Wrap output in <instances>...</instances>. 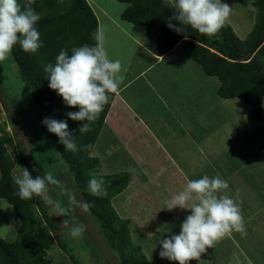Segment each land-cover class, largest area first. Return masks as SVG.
Wrapping results in <instances>:
<instances>
[{
    "label": "rangeland",
    "instance_id": "374dc122",
    "mask_svg": "<svg viewBox=\"0 0 264 264\" xmlns=\"http://www.w3.org/2000/svg\"><path fill=\"white\" fill-rule=\"evenodd\" d=\"M255 1L223 0L232 8L227 23L242 40L248 37L256 23L257 11L252 4ZM89 4L103 25L102 45L108 57L121 61L126 71L122 73L124 77L128 73V79L121 82L123 85L140 71L142 66L139 65L153 62L145 50H153L155 53L156 37L150 35L144 27H134L126 22L129 27L135 28L134 33L132 29L130 32L136 38L142 35L141 49L119 32L113 34L111 27L114 26L102 15V10L106 9L119 21V13L122 15L128 9L125 10L128 4L120 0H89ZM181 45L179 53L173 55L171 61L154 67L147 77L138 79L123 94L129 97V105L139 113L142 121L150 125L156 140L143 134L133 142L123 143V137L117 136L116 132L111 133V127L106 128L109 123L106 124L92 151V156L99 159V172L95 176L131 175L129 187L114 198L112 204L121 218L130 220L128 229L131 242L141 250L148 264H177L160 257L162 246L159 243L163 238L179 234L180 224L190 211L179 208L169 210L167 202L173 195L184 190L189 180L204 175H219L229 181L230 190L226 194L239 204L246 225V235L236 232L235 236L249 255H252L253 247L259 248L258 254L264 248V123L255 119L250 105L239 99L220 98L217 94L219 79L207 76L194 61H190V65L186 63L189 54L184 44ZM0 84L7 90L11 109L12 105L19 109L16 119L19 117L22 124L18 126V139L24 142L25 147L22 149L26 151H23L25 155L28 153L26 160L36 165L38 176L44 174L40 170L42 168L60 181L58 185L48 186L47 197L51 203L43 198L40 208L56 228V246L47 253L43 264H74L72 256L80 264H120L116 253L111 252L106 245L95 218L88 211L73 207L68 217L56 215L57 203L67 208L73 197L79 202L84 200L81 190L70 184L69 168L58 153L51 134L42 124L43 119L37 113L31 87L19 77L11 54L0 62ZM111 112L117 116L114 122H118L119 126L121 122L126 125L135 121L119 101ZM0 123L6 125L8 134L13 135L5 113L0 116ZM23 123L34 130L35 134L28 133V128L21 126ZM123 131L133 137L128 130ZM157 143L166 151L158 149ZM7 148L16 162L14 176L19 175L26 167L20 160L15 140ZM167 152L177 156L178 167L186 174L178 173L173 167V159L165 157ZM2 201L0 238L13 242L17 238L20 221L14 207ZM34 207L44 226L39 208L36 205ZM65 220H69L70 224L64 225ZM72 224L83 225L84 232L78 237H72ZM59 240L68 243V251L62 249ZM231 240L225 236L215 242L213 248H209L210 259L205 260L207 256L203 254L200 264H229L234 261L231 255L239 252L233 248ZM250 243L252 246L248 245ZM190 264L198 262L193 260Z\"/></svg>",
    "mask_w": 264,
    "mask_h": 264
},
{
    "label": "trees",
    "instance_id": "16d2710c",
    "mask_svg": "<svg viewBox=\"0 0 264 264\" xmlns=\"http://www.w3.org/2000/svg\"><path fill=\"white\" fill-rule=\"evenodd\" d=\"M120 2L132 5L122 14L123 21L145 27L150 35L156 37L158 56H165L184 43L190 58L203 72L219 79L218 96L225 100L239 99L250 105L255 119L264 123V0L252 3L257 11V20L245 40L236 35L229 23L213 36L200 34L190 27H187L188 32L177 33L167 26L168 18L175 10L164 6L161 0ZM19 3L23 8L27 0H19ZM31 7L42 17L37 27L43 47L35 54L23 51L18 45L13 48L10 54L19 77L31 87L37 113L43 120L47 117L67 120L69 131L75 136L76 152L66 151L65 146L59 143V138L48 132L69 168L70 184L80 189L84 202L89 203L87 211L98 223L110 251L116 253L120 264H148L141 250L131 242L128 229L130 220L121 218L112 204V200L129 187L131 175L122 173L103 176L108 193L106 197L93 196L87 190L88 181L99 172V159L92 156V151L105 127L116 93L110 94L109 103L91 123L90 131L80 134L79 129L84 121H73L66 115L68 112L79 111V107L71 108L65 104L63 98L49 87L46 79L48 74L44 71L46 65L55 64L60 50L67 49L71 54L74 47L96 45V34L100 35L99 20L88 0H34ZM171 23L179 26L175 20ZM6 93V88L0 84V116L5 113L13 131V135L8 134L6 125L0 123V199L14 207L20 226L15 241L8 242L0 238V264H43L47 253L56 246V228L48 221L46 214L41 212L43 197L33 196L32 199L23 200L16 194L17 188L13 183L16 162L7 148L12 140H15L20 160L30 174L35 178L38 172L36 165L26 160L28 153H23L24 142L18 139V126L22 123L19 117L16 119L19 109L16 105H12L11 109ZM21 126L28 128V133L35 134L25 123ZM40 170L47 173L42 168ZM34 204L39 208L44 226ZM59 242L62 249L68 251V243ZM72 257L74 264H80L75 256Z\"/></svg>",
    "mask_w": 264,
    "mask_h": 264
},
{
    "label": "clouds",
    "instance_id": "9594fccd",
    "mask_svg": "<svg viewBox=\"0 0 264 264\" xmlns=\"http://www.w3.org/2000/svg\"><path fill=\"white\" fill-rule=\"evenodd\" d=\"M27 0L21 7L19 0H0V62H3L15 46L23 51L35 54L43 47L41 33L37 22L42 19ZM161 3L174 9L168 18L167 26L177 32L185 33L187 27L198 33L213 36L228 22L232 8L223 0H161ZM125 6V10L131 7ZM177 21L179 26L171 21ZM96 45L84 44L71 49L60 50L55 64H48L44 71L48 74L49 87L61 96L68 107H79V111L68 112L66 115L73 121H84L80 134L90 131V125L109 103L110 94L117 93L124 69L119 59H110L105 49L99 44L100 35L96 34ZM47 130L59 138V143L66 151L76 152L75 136L69 131L67 120H56L47 117L42 121ZM20 199L28 200L33 196H41L48 203L49 185H58L60 181L51 173L33 177L27 168L21 174L13 177ZM105 179L95 176L88 181L87 190L93 196L106 197ZM230 190L227 179L219 175L189 180L184 190L175 194L167 202V209L179 208L189 210L180 224L179 234L163 238L159 245L160 257L177 264H190L195 260L200 264L201 257L213 248L215 242L233 232L246 235V225L241 208L237 201L226 194ZM197 201L193 203V201ZM4 202L0 200V205ZM2 207V206H0ZM73 207L87 211L88 202H79L73 197L69 207L55 205L57 216H69ZM70 221L65 220L64 225ZM83 225L72 224L70 234L78 237L84 232Z\"/></svg>",
    "mask_w": 264,
    "mask_h": 264
},
{
    "label": "crops",
    "instance_id": "0c3cea01",
    "mask_svg": "<svg viewBox=\"0 0 264 264\" xmlns=\"http://www.w3.org/2000/svg\"><path fill=\"white\" fill-rule=\"evenodd\" d=\"M88 2H89V0H88ZM95 14H96V16L98 18V14L96 12H95ZM120 14H121V12L119 13V17H118L119 21H118L116 18H114L113 16H111L108 13V10H106V9L102 10V15H104L106 17V20L109 21L110 25L114 26V27H111L112 30H113V34L119 32L120 34H122L123 37L127 38L128 40H132L133 42H135V44L139 48L142 49L143 48V43H142V40L140 39L142 35H140L139 38H136L135 35L133 34L135 32V30H134L135 28L129 27V25L125 21L122 20V15H120ZM98 20H99V18H98ZM99 24H100V45L103 47V45H102L103 30H101V27L103 28V25L101 24L100 20H99ZM134 27H137V26H134ZM130 29L133 30L132 31L133 33L130 32ZM144 29H145V27H144ZM139 31H142V30H139ZM107 38H108V35H107ZM180 46H182V45L179 44V46H177L171 53H169V54H167L165 56H158L157 55L156 46H155V53H154L153 50L152 51L145 50V51H147L145 54L150 55V57L153 59V62L151 64H148V65H139V66H142L140 71L137 72L133 76V78L129 79L125 84L122 85V83H121L120 88L118 89V91L116 93V98H115V101H114V103L112 105L111 111H112V109L116 108V103H117V101H119V103L121 105H123L124 107H126V109H128L132 119H134L135 121L128 122L126 125H124V123L121 122V124L119 126L118 122L117 123L114 122V119L117 116H115L114 114H111L112 112L110 111V113H109V115L107 117L105 126H106V124L109 123V126H106V128L111 127V131H110L111 133L114 134L116 132L117 136L123 137V140H122L123 143H127L128 144L129 142H133L134 140H136V138L142 137L143 134L144 135L145 134L149 135L148 137H150L151 139L156 140L155 139L156 134L151 130L150 125L147 124L145 121H142V119L140 118V115H138L139 113L136 112L135 109L129 105V102H128L129 101V99H128L129 97L128 96H123V94L126 93L133 85H135L136 82L138 81V79H143V78L147 77V75L149 73H151V71L153 70L154 67L164 64L166 61L170 60L173 55H175V54L177 55V52L179 53L178 50L180 49ZM184 47H185V45H184ZM181 48H183V47H181ZM186 61H187L186 63L189 64L190 61H193V60L189 56V59H187ZM125 72L126 71H124V73ZM127 76H128V73H126V76L124 77V79H126ZM131 112H132V114H131ZM133 113L136 114V115H133ZM110 118H112L111 121H110ZM129 125H132V126L129 127ZM125 129L128 130L130 135H133V137H130L129 134L128 135L124 134L123 130H125ZM134 129H137L138 131H136ZM118 131H122V132L119 133ZM117 136L114 135V137H117ZM114 142H117V141H114ZM160 144H162V142H160ZM157 146H158V149H162V150L166 151L164 149V147L161 146V148H160L159 143H157ZM164 151H163V153H164ZM165 157H169V158L173 159V161H174L173 162L174 163L173 167L176 168V170L178 171V173L180 175L186 174L185 171H183L182 169H180L178 167L179 164L176 161L177 156H174L172 154L170 155L167 152ZM235 234H236V232H233L230 235H227L228 237H230L232 239L231 242H232L233 248L235 250H238V252H239L238 254L233 253L234 255H231L232 258H234V261L232 260L229 264H264V248H262L260 250V252H258V254H257V248L258 247H253L252 250H251L252 255H249L247 253V251H244V249L242 248V246H241L240 242L238 241L237 236H235ZM248 245L252 246L251 243L248 244ZM205 254L207 256V259H205V260H209L210 257H211L210 250L208 249L207 253H205Z\"/></svg>",
    "mask_w": 264,
    "mask_h": 264
},
{
    "label": "bare ground",
    "instance_id": "6f19581e",
    "mask_svg": "<svg viewBox=\"0 0 264 264\" xmlns=\"http://www.w3.org/2000/svg\"><path fill=\"white\" fill-rule=\"evenodd\" d=\"M123 109V108H122ZM115 111V110H114ZM12 262V261H11ZM18 263V262H17Z\"/></svg>",
    "mask_w": 264,
    "mask_h": 264
}]
</instances>
